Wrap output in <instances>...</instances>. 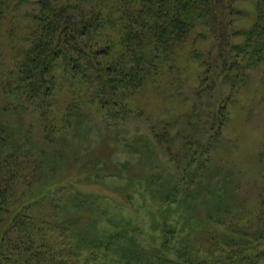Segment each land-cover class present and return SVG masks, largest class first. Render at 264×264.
<instances>
[{"label":"trees","instance_id":"1","mask_svg":"<svg viewBox=\"0 0 264 264\" xmlns=\"http://www.w3.org/2000/svg\"><path fill=\"white\" fill-rule=\"evenodd\" d=\"M235 2L0 0V41L7 40L10 51L9 62L0 65V264H108V258L119 264H264L261 175L254 183L252 205L248 192L238 197L239 184L229 190L218 187L224 193L212 191L195 210L187 201L196 195L193 185H202L198 180L192 185L187 177L188 185L164 190L160 204L178 200L185 205V216L177 223L161 221L159 241L150 247L124 229L94 232L92 220L102 213L95 210L93 200L78 192L62 203L59 196L76 190L42 178L57 167L47 152L49 144L56 142L55 133L77 129L92 111L109 125L135 115V95L173 67L197 24L206 31L203 37L217 42L213 57L194 56L206 66L205 76L199 74L200 84L214 67L235 88L247 76L246 68L264 57V0L255 2L253 24L236 31L243 36L240 42L231 40L234 15L240 12ZM22 5L27 10L20 22L13 8ZM60 92L68 95L64 104L59 103ZM7 113L20 121L29 115L32 123L23 132L3 118ZM209 117L203 135L209 132L207 127L216 129L210 135L213 139L206 137L217 141L226 120L224 108L216 107ZM31 126L41 132L43 147H35L30 139ZM168 137L172 138L168 129L155 131L156 144L168 142L170 147L174 141ZM211 143L185 141L183 178L190 166L200 179ZM8 147L10 151L2 153ZM67 205L66 216L55 214ZM41 206L50 209L40 214ZM85 214L94 217L85 219L88 225L82 229L79 219Z\"/></svg>","mask_w":264,"mask_h":264},{"label":"rangeland","instance_id":"2","mask_svg":"<svg viewBox=\"0 0 264 264\" xmlns=\"http://www.w3.org/2000/svg\"><path fill=\"white\" fill-rule=\"evenodd\" d=\"M255 2L236 0L235 6L240 12L234 15L232 23L233 42L243 39L236 31L248 29L253 24ZM22 6L13 8L14 17L20 22L27 10ZM4 24L7 29L9 23ZM204 33V27L197 24L183 43L173 67L168 68L156 84H148L135 95L132 103L136 114L128 120L109 125L101 123L92 111L90 117L81 120L77 129L55 133L56 142L49 144L47 152L54 156L50 161L53 166L57 165V170L44 172L42 178L76 190L70 196H59L57 200L62 203L78 192L93 200L95 210L102 214L99 218L95 215V220H92L93 215L82 216L83 219H79L82 229L88 225L84 220L90 219L94 232L124 229L129 235L137 236L135 239L145 246H156L154 242L159 241L156 235L161 232V221L177 223L185 216V205L178 200L160 204L163 191L172 186L176 191L179 186L188 185L190 180L187 177L192 179V185L195 179L202 184L200 188L194 184L196 195L188 196L187 202L194 210L201 206L205 197L212 195V191L224 193L218 188L222 185L229 190L239 184L238 197L248 192V204H253L256 178L259 175L264 178V57L246 68L247 76L235 88H231L223 78L220 68L214 67L200 84L202 78L199 74L205 76L206 66H202L194 56L200 53L210 58L217 51V42L210 36L203 37ZM7 42L0 41V65L3 60L5 63L10 60ZM58 98L59 103L64 104L68 95L60 92ZM218 106L224 108L226 120L220 126L217 141H212L208 139H213L210 135L216 129L207 127L209 132L204 135L202 129L210 118V112ZM3 118L14 126H20L23 132L29 122L32 123L29 115L21 121L13 113H7ZM30 128V139L35 142V147H43L39 129ZM165 129L172 135L168 140L174 141L168 148V142L159 145L155 140V131ZM188 139L212 142L208 151L210 159L201 180L190 166L186 178H183L181 168L186 164L184 143ZM21 145L25 147L30 143ZM167 149L173 154H168ZM3 151L7 153L10 149ZM197 189L201 192L199 196ZM177 195L182 196L181 193ZM69 207H60L55 214L66 216L63 211L70 210ZM49 209V206H41L37 211L41 214ZM108 260V264H119Z\"/></svg>","mask_w":264,"mask_h":264}]
</instances>
